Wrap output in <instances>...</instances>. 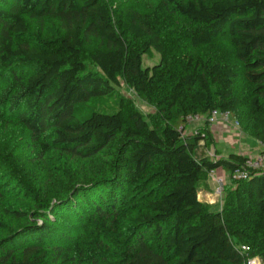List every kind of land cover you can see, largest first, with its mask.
<instances>
[{
    "label": "trees",
    "instance_id": "obj_1",
    "mask_svg": "<svg viewBox=\"0 0 264 264\" xmlns=\"http://www.w3.org/2000/svg\"><path fill=\"white\" fill-rule=\"evenodd\" d=\"M212 110L264 142V0H0V264H264V168L210 157Z\"/></svg>",
    "mask_w": 264,
    "mask_h": 264
},
{
    "label": "rangeland",
    "instance_id": "obj_2",
    "mask_svg": "<svg viewBox=\"0 0 264 264\" xmlns=\"http://www.w3.org/2000/svg\"><path fill=\"white\" fill-rule=\"evenodd\" d=\"M203 51L204 52H208L209 54L213 53L215 54L216 56H223L229 63L231 64H237L238 65V62L234 60L233 58V52H232V48L228 45V44H220V45H216L214 47H208V48H203ZM159 60V55L157 53H154L153 54V57L152 58H149L147 56H144L143 57V65H148V66H151L152 64L156 63L157 61ZM119 93L125 97H127L128 99H130L134 105L145 115V116H148L150 114H153L154 113V108H152L151 106H149L147 103H145L138 95H136L133 90H131L129 87H127L125 84H123L122 82L120 83V86L116 88ZM230 120V119H229ZM231 122V120H230ZM196 120L194 121V124L193 126L196 127ZM198 127V126H197ZM192 129V126L189 127V128H185V133H191V130ZM196 129V128H195ZM235 131V130H234ZM18 134V133H16ZM234 139V142H239L241 141L242 144H252L255 145L257 143V141L255 140L254 137H251V136H247L246 137L244 136H240V137H235L233 138ZM226 142L228 141H225L224 140H221L218 142V146L217 148L219 150H222V152L224 153H229L230 152V148L227 149V150H224V147L226 146ZM237 146V145H236ZM251 146V147H252ZM238 147V146H237ZM254 148V147H253ZM207 153L210 155V157L214 158V157H218L217 154L214 153V150L213 149H209L207 151ZM228 177V176H227ZM213 179H214V176H213ZM212 181V179H210ZM227 183L230 182V179H226L225 180ZM225 182V183H226ZM213 182H212V185L211 187H213ZM207 193V195H204L202 194L200 191L198 192V198H200V200L202 201H206L208 203H211L209 202L211 198H215V194L214 192L210 189V191L208 192H205ZM208 193H212V194H208ZM209 197V198H208ZM219 199V204L222 202L221 198L220 197H217V199H215V201H218ZM215 201H213L212 203H215ZM218 206H215L214 209H217ZM255 264H263L261 262V260L259 258H257V261L255 262Z\"/></svg>",
    "mask_w": 264,
    "mask_h": 264
},
{
    "label": "crops",
    "instance_id": "obj_3",
    "mask_svg": "<svg viewBox=\"0 0 264 264\" xmlns=\"http://www.w3.org/2000/svg\"><path fill=\"white\" fill-rule=\"evenodd\" d=\"M229 119L231 120V122ZM229 119H225L224 117L219 115L216 117V119L210 125V129H211L214 141L216 143L215 148L219 151V154H217L218 157L226 156L228 154V152L224 153V152H222V150H219L217 148L218 142L221 140H224V139H225V141H228L225 144L226 146L224 147V150H227L230 148V152L239 153V154H242L245 156H254L264 149L261 142L258 141L257 139H255L257 141V143L253 146L250 143L249 144H242L241 141H239L238 143L234 142L233 138L240 137V136L246 137V134H244L239 128H237L233 125L231 118H229ZM193 124H194V121H192L190 124H188L186 126V129L192 126V129L195 130V128H197V126H200L202 124V120L201 119L196 120V124H198V125H196V127H194ZM214 175L221 177L223 180V184L226 182L225 180L229 178V177H227L228 174L221 168L216 169L214 171ZM200 192L204 195H207V193H205L206 192L205 190H201ZM208 194H212V193H208ZM209 200H210L209 202L212 203L213 201H215V198H211Z\"/></svg>",
    "mask_w": 264,
    "mask_h": 264
},
{
    "label": "built area",
    "instance_id": "obj_4",
    "mask_svg": "<svg viewBox=\"0 0 264 264\" xmlns=\"http://www.w3.org/2000/svg\"><path fill=\"white\" fill-rule=\"evenodd\" d=\"M219 115H221L225 119L230 118V114L227 111L220 112L218 110H212L209 116V121L212 123L216 119V117ZM187 119L190 122V121L199 120L201 118L198 115H192V116H188ZM232 123L235 127L237 128L239 127L238 121L232 120ZM261 144L264 147V142H261ZM245 166L251 169H263L264 168V149L254 156H249L245 162ZM246 172H247L246 170H239L233 174V177L234 178H244L247 175ZM212 174L214 175V172ZM214 180L217 184V187L214 191L215 199H217V197H220L222 190H223V180L221 177L216 176V175H214ZM243 248L247 249V247L245 246H243ZM256 261H257V258L249 259L247 264H255Z\"/></svg>",
    "mask_w": 264,
    "mask_h": 264
}]
</instances>
